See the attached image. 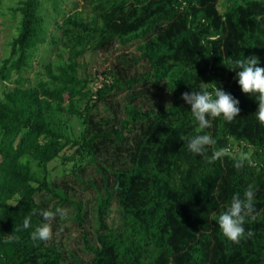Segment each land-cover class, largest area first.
Wrapping results in <instances>:
<instances>
[{"label":"trees","instance_id":"trees-1","mask_svg":"<svg viewBox=\"0 0 264 264\" xmlns=\"http://www.w3.org/2000/svg\"><path fill=\"white\" fill-rule=\"evenodd\" d=\"M50 1L52 18L42 0H0V17H11L1 29H13L0 56V264H264V124L258 94L243 93L229 68L252 55L264 67V0H84L88 18L77 3L60 13L61 0ZM115 47L92 68L86 55ZM203 83L240 109L231 122L208 117L207 155L228 146L251 152L252 166L187 149L198 122L181 93ZM58 158L73 163L70 182L50 179ZM249 185L255 219L237 244L216 220ZM79 188L95 196L76 197ZM66 206L70 234L59 236L57 216L52 238L34 243L39 213Z\"/></svg>","mask_w":264,"mask_h":264},{"label":"clouds","instance_id":"clouds-1","mask_svg":"<svg viewBox=\"0 0 264 264\" xmlns=\"http://www.w3.org/2000/svg\"><path fill=\"white\" fill-rule=\"evenodd\" d=\"M210 40H215L217 37L210 36ZM203 43V42H202ZM234 66L229 67L231 70H236L238 77L237 83L241 91L245 94H258V105L256 108V118L264 124V67L257 66L259 59L255 55L245 57L244 59H237L233 62ZM181 98L191 106L190 111L195 121L198 122L196 135L189 137L186 141L187 149L198 156L204 157L210 163L214 162L224 156L234 160V167L241 169L247 163L252 166L251 152L233 151L231 147H221L207 155L209 146L216 142L210 134H200L206 128H211L212 124L208 117L216 118L223 116L224 120L231 122L238 116L240 109L238 107L239 101L231 94L225 92L215 83L211 84V91L209 90V83H203L199 91H186L181 93ZM255 197V189L249 185L241 198L239 193L232 196L230 204L217 217V224L222 235L233 243H239L242 238H245L244 224L246 218L255 219V209L253 200ZM35 215V211L33 212ZM43 222L35 227L30 233L31 240L35 242L48 241L52 238V221L57 216L63 219L67 212L63 208L57 207L55 211L44 210L39 213ZM30 225V217H26L23 221V228L27 229ZM254 233L251 230L247 231V237L250 238Z\"/></svg>","mask_w":264,"mask_h":264},{"label":"rangeland","instance_id":"rangeland-1","mask_svg":"<svg viewBox=\"0 0 264 264\" xmlns=\"http://www.w3.org/2000/svg\"><path fill=\"white\" fill-rule=\"evenodd\" d=\"M221 2H223L224 0H220ZM43 2V7H44V13L48 16V17H53L54 15V9H53V1L51 2L50 0H42ZM74 3H77L79 8H82V11L85 12V16L88 18L90 17L91 14H93V10L91 8V6H89L84 0H61V5H60V13H65L67 11H71L72 10V6ZM56 4V3H54ZM57 5V4H56ZM220 8L222 9L223 7L220 6ZM6 20L9 22V20H11V17L9 15L4 16L3 18L0 17V21ZM11 22V21H10ZM1 23H0V56H1V52H4L5 48L2 46V42H4L6 35H9L13 29L10 28H5L4 30L1 29ZM51 28H55V24L51 25ZM118 46V45H117ZM116 46V47H117ZM116 47L112 50L111 54L109 55H105V53H96L93 54V57L86 55L88 57V59H91L92 61V68L94 69H102V67H104L106 65V62H104V64L101 63L100 58H103L106 60V58L112 56V54H116L119 53L121 51V49H116ZM129 50L133 53H137L134 49V46L129 47ZM66 56V55H65ZM91 64H89L90 66ZM1 88V87H0ZM1 90V89H0ZM123 94H119L118 98H121ZM69 128L72 131V134L74 136H78L83 128V124H82V120L81 118H79L78 116H73L71 118V121L69 120ZM72 150H68L67 153H71ZM72 162H69L68 164H63L61 159H55L53 161H51L49 163V167H50V172H49V177L51 180H58L59 182H62V178H64V180L66 182H70V176H64V171H67L68 168L71 169L72 167ZM91 170V168H90ZM68 173V172H66ZM93 176V174H92ZM82 188V187H81ZM81 188H79V190H76L75 196L76 197H80L83 198L84 200L95 196L94 193L91 192H87V188L82 190ZM75 197V198H76ZM117 206L116 205H112V207L110 208L111 210V215L108 216V222L112 223V222H117V214H118V210H117ZM66 210L67 215L64 217V222L62 223V226H60V228L62 229L63 227V232L60 233V231L58 232L59 236H61L62 238L67 237L70 234V229H71V225L75 226V222L72 220L71 216L74 213V210L72 207L66 206V208H63ZM91 224H94L93 219L90 220L89 222H85V225H87L88 229L93 233V228L91 227Z\"/></svg>","mask_w":264,"mask_h":264}]
</instances>
